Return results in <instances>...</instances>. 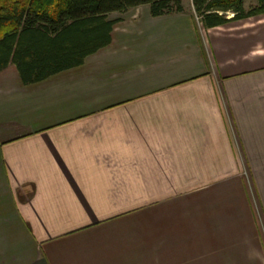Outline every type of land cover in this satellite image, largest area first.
<instances>
[{"label": "crops", "instance_id": "crops-1", "mask_svg": "<svg viewBox=\"0 0 264 264\" xmlns=\"http://www.w3.org/2000/svg\"><path fill=\"white\" fill-rule=\"evenodd\" d=\"M183 6L119 13L43 80L0 71V264H264V14Z\"/></svg>", "mask_w": 264, "mask_h": 264}, {"label": "trees", "instance_id": "trees-1", "mask_svg": "<svg viewBox=\"0 0 264 264\" xmlns=\"http://www.w3.org/2000/svg\"><path fill=\"white\" fill-rule=\"evenodd\" d=\"M185 0H0V71L12 64L33 83L82 64L107 46L123 13L142 5L152 17L182 13ZM205 28L264 14V0H188ZM231 18L228 19V16Z\"/></svg>", "mask_w": 264, "mask_h": 264}, {"label": "rangeland", "instance_id": "rangeland-1", "mask_svg": "<svg viewBox=\"0 0 264 264\" xmlns=\"http://www.w3.org/2000/svg\"><path fill=\"white\" fill-rule=\"evenodd\" d=\"M253 2V0H246L245 5H248L249 3ZM186 8H189L190 2L188 0L183 1ZM109 19H118L119 13H111L109 14Z\"/></svg>", "mask_w": 264, "mask_h": 264}]
</instances>
